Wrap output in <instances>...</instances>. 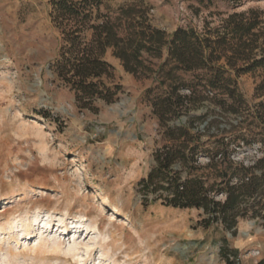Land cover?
<instances>
[{
    "label": "rangeland",
    "instance_id": "374dc122",
    "mask_svg": "<svg viewBox=\"0 0 264 264\" xmlns=\"http://www.w3.org/2000/svg\"><path fill=\"white\" fill-rule=\"evenodd\" d=\"M133 3L168 33L215 27L251 8L264 13V0H104L102 11L116 15ZM51 12L52 0H0V264H228L223 246L231 260L237 251L233 264L264 260L263 222L241 218L236 235L205 229L202 210L140 191L155 151L170 143L152 107L167 87L155 72H127L110 48L115 70L103 80L122 88L111 102L83 106L53 67L63 34ZM161 61L153 59L155 70ZM263 78L262 69L237 78L244 102L236 113L206 99L170 123L201 117L206 149L225 137L231 159L253 165L264 155Z\"/></svg>",
    "mask_w": 264,
    "mask_h": 264
},
{
    "label": "trees",
    "instance_id": "16d2710c",
    "mask_svg": "<svg viewBox=\"0 0 264 264\" xmlns=\"http://www.w3.org/2000/svg\"><path fill=\"white\" fill-rule=\"evenodd\" d=\"M103 4L104 0H52L51 14L63 34L53 67L76 89L83 106L96 97L111 102L122 88L116 84L113 91L103 80L115 70L105 59L110 48L127 72L137 76L155 72L160 86L167 87L153 98L152 107L170 143L155 151L156 165L139 181L140 191L158 194L169 207L202 210L200 224L205 229L223 227L236 235L241 218L264 224V155L253 165L235 161L225 137L217 140L213 151L206 149L201 117L170 123L206 99L238 112L237 104L244 99L236 88L237 78L264 70L263 11L233 12L215 27L178 26L168 33L151 23L143 4L121 6L116 15L103 12ZM155 58L162 59L156 70ZM181 73L193 77L186 79ZM259 87H264V78ZM257 116L264 121V100L258 103ZM203 155L208 157L206 164L200 163ZM208 169H213V176ZM221 252L233 264L237 251L231 250L232 260L225 246Z\"/></svg>",
    "mask_w": 264,
    "mask_h": 264
}]
</instances>
